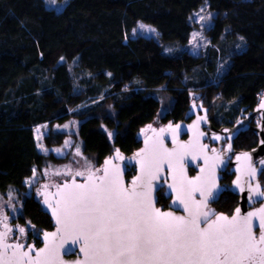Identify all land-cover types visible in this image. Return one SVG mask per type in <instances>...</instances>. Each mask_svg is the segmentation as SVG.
<instances>
[{
	"label": "trees",
	"instance_id": "1",
	"mask_svg": "<svg viewBox=\"0 0 264 264\" xmlns=\"http://www.w3.org/2000/svg\"><path fill=\"white\" fill-rule=\"evenodd\" d=\"M203 5L212 14L210 45L195 55L180 45ZM138 21L158 36L131 35ZM159 89L173 99L162 121L180 120L192 101L208 107L216 125L254 110L264 96V0H68L61 10L43 0H0V191L19 193V220L52 227L45 191L26 194L24 179L63 159L38 150L35 127L80 119L82 150L100 167L117 150L127 156L140 147V131L158 114ZM63 138L49 130L44 140ZM234 140L240 150L258 142L250 129ZM223 198L226 212L238 200L231 188Z\"/></svg>",
	"mask_w": 264,
	"mask_h": 264
},
{
	"label": "snow or ice",
	"instance_id": "2",
	"mask_svg": "<svg viewBox=\"0 0 264 264\" xmlns=\"http://www.w3.org/2000/svg\"><path fill=\"white\" fill-rule=\"evenodd\" d=\"M139 28L155 32L143 24ZM261 106L264 107V102ZM201 120H206V117H199L197 123ZM214 139L219 140L220 137ZM185 147L179 145L181 149ZM76 155H80L79 151ZM136 157H141L136 161L140 165L141 176L133 180L131 187H125L119 174L110 175L105 167L98 180L94 179L95 173L90 172L86 183L73 181L71 185L57 186L59 199L54 207L45 198L43 203L52 208L58 227L55 233L44 234L46 246L35 253V260L28 251H23L25 245L5 243L12 231L5 225V232L0 233V264H57L59 249L69 241L72 244L83 242L80 249L85 257L83 264H244L245 261L257 264V254L258 264H264V248L259 247V244H264V219L260 221L262 231L258 242L252 234V218L256 213L239 216L240 209L237 208L233 217L218 215L209 223L214 213L211 209H204L220 189L214 182L207 181H204L206 188L198 186L196 181L202 177L178 179L174 176L175 183L169 184L168 189L176 193L173 204L177 207L182 205L187 215L174 216L171 212H163L154 207L152 181L164 170L165 164L172 170L174 163L182 162L183 156L177 161L173 152L163 148L162 144L148 146L146 142V148ZM110 163V160L105 161L106 165ZM36 172L33 169V178ZM54 175L60 173L55 172ZM75 175L84 174L77 171ZM234 184L239 186L238 181ZM194 192H199L202 197L199 203L193 199ZM38 195L43 193L38 191ZM255 197H264V191L258 184L250 189V199ZM260 212L264 213V209ZM202 223L207 227H200ZM19 232L23 234L25 229L19 228ZM57 235L61 237V243H49V238ZM68 251L70 249L66 248L65 252Z\"/></svg>",
	"mask_w": 264,
	"mask_h": 264
},
{
	"label": "water",
	"instance_id": "3",
	"mask_svg": "<svg viewBox=\"0 0 264 264\" xmlns=\"http://www.w3.org/2000/svg\"><path fill=\"white\" fill-rule=\"evenodd\" d=\"M262 102H264V96L259 99L254 110L244 114V116L236 120L235 123L216 128L208 118L209 108L195 104V102L192 101L189 106V111L183 118L178 121L169 120L159 127H152L148 131V134L142 137L141 145L138 149L134 150L127 156L119 155V157H123V159L117 157V153L105 158L98 168L100 171L91 173H95L94 179L98 180L100 176H103V169L107 167L110 175L118 173L124 186L131 187L133 180L136 177L141 176L140 165L136 162L138 159H141V157H136V154L142 153V150L146 148V142L148 146H151L154 143L162 144L163 148L173 152L177 161L180 160L181 156H183V160L182 162L174 163L172 170H169L168 166L165 164L163 166L164 170L158 175L156 180L152 181L153 204L155 208L160 209L163 212H171L174 216H182L187 215V213L184 212L182 205L177 207L173 204V201L176 199V193L168 189L169 184L175 183L174 176L178 179L185 176L187 179L202 177V180L196 181L198 186L206 188L207 185L204 181H207L208 183L214 182L221 190V185L219 184L220 171H223L226 165H230V172L235 174L231 180V189L235 195L238 196V200L231 213H220L218 215H224L231 218L236 215L237 208L240 209L239 216H246L248 213H256L252 218V234L256 237L258 242L262 231L259 226L260 221L261 219H264V213L260 212L261 209H264V197L250 199V189L255 188L258 184L260 190L264 191V184L260 182V175L264 171V107L261 106ZM193 105H195V107H193ZM199 117H206V120H201L197 123ZM254 118L256 121L252 124L251 122ZM169 125H171V128H169ZM178 125L180 126L179 128H177ZM204 127H207L208 130H204ZM162 129L163 131H161ZM247 129L255 132L258 139L257 144L247 150L234 149V139L239 133L247 131ZM201 133H203V135H201ZM207 134H211L214 137H220L219 140L212 139V141L217 143L216 146L209 147L207 143L203 142ZM225 139L228 141L224 149H221L222 143ZM179 145H185L186 147L181 149L179 148ZM213 149H215V152L212 151ZM185 152H187L188 155H185ZM245 153L248 155L245 156ZM217 157L219 158L218 161L216 160ZM106 160H110L111 163L106 165ZM193 166L196 167V170L194 174L190 176L188 175V169ZM131 167L135 168L134 174L127 177V171ZM201 169L204 171L201 172ZM253 170H255L254 174ZM88 175L89 173L82 176L73 174L68 179H63L60 183L47 191L45 198H47L49 203L54 207L59 199V196L57 195V186L63 187L64 184L71 185L73 181L78 184L86 183ZM234 181H238L239 186L234 184ZM137 183H139V181H137ZM163 186L165 187L164 194L167 197L172 195V199L166 208H164L163 205H158V191ZM241 188L243 191H241ZM192 195L197 203L202 199L199 192H194ZM43 201L42 205L44 211L51 219L52 228L42 232V244L32 254L34 260L36 259L35 253L39 252L46 246L44 234L55 233L58 227L56 220L52 215V208L45 205ZM208 205L209 203H207V208L204 210H208ZM175 208H180L182 212H177ZM215 219L216 216L213 217V219H210L209 223ZM200 227L206 228L207 224L202 223ZM256 229L260 230L258 236H256ZM49 243L59 245L61 243V237L59 235L55 238L50 237ZM259 246L264 247V244H259ZM82 247L83 242L72 244L71 241H69L64 245V248L59 249V261L57 264H61V262L62 264H74L76 261H80L81 264H83L85 257L84 253L80 250ZM66 248L70 249V251L65 252Z\"/></svg>",
	"mask_w": 264,
	"mask_h": 264
},
{
	"label": "rangeland",
	"instance_id": "4",
	"mask_svg": "<svg viewBox=\"0 0 264 264\" xmlns=\"http://www.w3.org/2000/svg\"><path fill=\"white\" fill-rule=\"evenodd\" d=\"M48 7H52L55 10H61L68 0H43ZM211 12L207 10L206 6L203 5L198 8L193 15V21H195V28L192 31L188 42L186 44L180 45V49L189 50L193 54L197 55L199 51L206 50L210 45L209 37L205 30L211 23ZM205 17L204 20H201L200 17ZM143 24L150 26L152 29H155V32H146L139 28V25ZM135 32L132 31L131 35H146L150 37H157V30L150 23L145 21H138L137 25L133 28ZM195 36V38H194ZM169 50V48H167ZM226 59L219 60L217 62L218 72H222V68L225 66ZM158 99L160 100V106L158 108L157 117L150 123L148 126L144 127L140 133L144 137L148 134V131L152 127H159L164 123L161 116L164 115L172 105V97L164 92V90L159 89L157 91ZM197 96L196 93H193L192 98ZM198 104H201L199 102ZM80 123V119L71 117L63 122H56L54 124H42L34 128L36 146L39 151L45 155H55L58 158L63 159V161L53 162L47 160L42 169L37 170L35 177L33 178V170L31 174L24 179L25 184V193H31V190H44L48 191L50 188H53L63 179H68L71 175L75 174L77 171L82 172L83 174L90 173L99 168V165H96L93 160L89 159L87 155L84 154L82 150V144L77 136V129ZM150 126V127H149ZM39 129V131H37ZM49 130L54 133H64V138L60 144L55 145H46L44 137L48 134ZM108 133L113 135V130L107 129ZM111 135V136H112ZM39 137V138H38ZM67 142V143H66ZM59 150V151H57ZM79 151L80 155H76ZM55 172H59L60 175H54ZM67 173V175H65ZM26 181H29L26 183ZM19 193L14 188H9L5 192L0 191V212L7 211L8 215L17 216L19 214ZM28 224V223H27Z\"/></svg>",
	"mask_w": 264,
	"mask_h": 264
},
{
	"label": "flooded vegetation",
	"instance_id": "5",
	"mask_svg": "<svg viewBox=\"0 0 264 264\" xmlns=\"http://www.w3.org/2000/svg\"><path fill=\"white\" fill-rule=\"evenodd\" d=\"M208 118L210 119L212 125H214L216 128H219L221 126L224 125H228V124H220V125H216L214 124L213 117L211 116L210 110L208 112ZM244 116L243 112H240L236 117L235 121L240 119L241 117ZM171 120V119H169ZM167 120V121H169ZM189 120V119H188ZM167 121H164L163 124H165ZM235 121L233 123H235ZM255 118L252 120V124L255 123ZM232 123V124H233ZM162 124V125H163ZM229 124V125H232ZM204 130H208L207 127L203 128ZM185 137V136H183ZM212 139H214V136H212L211 134H207L206 138H204L203 142L207 143L209 145V147H214L217 145V143L215 141H212ZM228 140H224L222 143V147L221 149H224L226 143ZM235 141V140H234ZM234 144V143H233ZM234 148V147H233ZM235 149V148H234ZM237 149V148H236ZM198 165H200L199 163H197ZM196 165V166H198ZM196 170V167H190L188 169V175L192 176L194 174ZM231 166L230 165H226L225 169L223 171H220V177H219V184L221 185V190L216 194L215 199H209V205H208V209H211L212 212L214 213V215H212L210 217V219H213V217L217 216L220 213H231L232 210L226 212L222 209V201H223V197L224 194L227 192V190L229 188H231V181L227 182V177L228 175L232 176L231 178L233 179L234 177V173H231ZM230 179V180H232ZM52 189V188H50ZM49 189V190H50ZM48 190V191H49ZM165 191V187H161V189L158 191V193H161V198H159L158 196V205H163L164 208L168 207V203L171 201L172 199V195L170 196H166L164 194ZM44 192V191H42ZM47 191L44 192V194H46ZM175 210L177 212H182L180 208H175ZM5 217H8L7 220H5ZM5 225H7V228L11 229L12 231L8 233V237L7 240L5 241V243H9V244H23L26 247L23 249V251H28L30 253V255L32 256V254L35 252V250L40 247V245L42 244V232L44 231L43 229H35V227L31 226L30 224H27L24 221L19 220V216H11L8 215L7 211H3L0 212V233H4L5 232ZM19 228H24L25 232L23 234H21L19 232ZM52 228V227H51ZM50 228V229H51ZM260 230L256 229V236L259 235ZM261 248H264L262 246H259ZM9 255H11V252H9ZM257 258L259 259V254H257ZM258 259H257V264H258ZM244 264H250L249 261H245Z\"/></svg>",
	"mask_w": 264,
	"mask_h": 264
}]
</instances>
